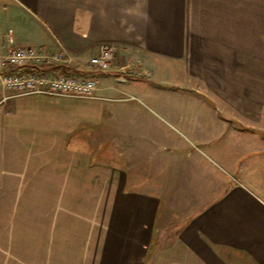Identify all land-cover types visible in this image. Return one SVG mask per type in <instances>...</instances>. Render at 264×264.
Returning a JSON list of instances; mask_svg holds the SVG:
<instances>
[{
	"label": "crops",
	"instance_id": "0c3cea01",
	"mask_svg": "<svg viewBox=\"0 0 264 264\" xmlns=\"http://www.w3.org/2000/svg\"><path fill=\"white\" fill-rule=\"evenodd\" d=\"M7 28L16 47L63 49L100 95L135 99L1 103ZM103 45L116 49L105 74L88 63ZM108 104H151L179 138L134 151V197L115 201L133 205L134 264H264V0H0V264H55L72 251L76 192L126 186L90 137Z\"/></svg>",
	"mask_w": 264,
	"mask_h": 264
},
{
	"label": "rangeland",
	"instance_id": "374dc122",
	"mask_svg": "<svg viewBox=\"0 0 264 264\" xmlns=\"http://www.w3.org/2000/svg\"><path fill=\"white\" fill-rule=\"evenodd\" d=\"M7 30L9 28L5 32ZM108 106L106 125L91 128L90 137L93 144L101 148H110L113 155L112 157L102 155L95 159L100 163L106 161L118 165L125 171L121 170L122 174L129 176V181L124 188L117 189L109 188L108 182L102 184L92 181L89 188L76 192V199L79 198L82 204H78L75 210L76 229L72 238L73 246L69 247L72 251L69 253L60 251L54 254L55 256L52 257L56 258L55 264H66L67 256L69 260L67 264H134V228L126 227L128 222L123 224L125 227L121 225L124 215L125 218L134 219L133 205L120 204V202L115 204V201H118L121 195L124 196L123 198L134 197V183H132L134 151L145 156L164 147L169 148V144L164 139V134L166 138L169 132L172 140L174 137L178 138L172 134L174 130L168 131L169 125L164 120L165 117H162V110L154 108L151 104H108ZM177 134L179 135L178 132ZM145 166L144 163L140 175L146 178ZM174 210L171 206L170 210L166 211L168 217L176 214ZM126 213L131 214L128 217ZM116 216H118L117 220ZM182 218L181 216L180 220ZM175 221H172L173 224L182 223L176 219ZM132 232L131 243L126 239V234ZM17 259H20V256Z\"/></svg>",
	"mask_w": 264,
	"mask_h": 264
},
{
	"label": "built area",
	"instance_id": "2783aa9c",
	"mask_svg": "<svg viewBox=\"0 0 264 264\" xmlns=\"http://www.w3.org/2000/svg\"><path fill=\"white\" fill-rule=\"evenodd\" d=\"M8 45L6 63L14 71L1 76L4 89L1 103L23 96L96 100L106 102L134 100L132 96L112 98L99 94V84L94 77H79L65 73L41 70L44 67L70 66L72 60L63 49L49 51L33 46H15L14 32L5 33ZM116 49L103 45L99 53L89 59V66L97 73H107L114 62Z\"/></svg>",
	"mask_w": 264,
	"mask_h": 264
},
{
	"label": "trees",
	"instance_id": "16d2710c",
	"mask_svg": "<svg viewBox=\"0 0 264 264\" xmlns=\"http://www.w3.org/2000/svg\"><path fill=\"white\" fill-rule=\"evenodd\" d=\"M41 70H46V71H51V72H54L56 74L58 73H69V71H71V69L69 67H66V66H60V67H44V68H41ZM14 71V69L10 70L9 72L6 71L4 72V74H9V73H12Z\"/></svg>",
	"mask_w": 264,
	"mask_h": 264
}]
</instances>
